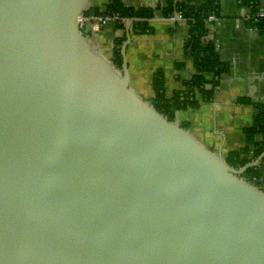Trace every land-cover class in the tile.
<instances>
[{
  "label": "water",
  "instance_id": "1",
  "mask_svg": "<svg viewBox=\"0 0 264 264\" xmlns=\"http://www.w3.org/2000/svg\"><path fill=\"white\" fill-rule=\"evenodd\" d=\"M0 0V264H264V192L170 123L79 28ZM122 27V26H121Z\"/></svg>",
  "mask_w": 264,
  "mask_h": 264
},
{
  "label": "crops",
  "instance_id": "2",
  "mask_svg": "<svg viewBox=\"0 0 264 264\" xmlns=\"http://www.w3.org/2000/svg\"><path fill=\"white\" fill-rule=\"evenodd\" d=\"M110 1L92 0V7H108ZM171 1L123 0L126 7L154 10V18L149 21L151 30L146 34L131 30V48L127 46L126 52L130 77L134 75L133 80L130 78L131 89L143 98H151V101L155 98L153 84L158 72L164 74L168 99L184 90L185 83L197 74L193 59L185 52L189 26L184 22L164 20L163 11ZM180 1H186L195 8L216 2L220 16L211 34L216 44L217 58L222 69L226 68L227 72L221 77L210 101L204 100L202 93H196L199 107L180 111L179 115L176 113L174 123L179 125V120L181 127L193 133L197 143L226 159L229 154L242 152L248 147L245 131L253 126L256 106L264 109V24L260 27L245 22L242 19L245 7H242L239 0ZM257 11L264 12V0H259ZM112 26L101 34L105 41L99 44L101 48L106 46L112 53L111 57L115 40L127 41L125 28ZM133 34L135 37L132 39ZM206 80L207 88L212 90L214 75L206 74ZM132 81L137 88H133ZM256 142L262 145L263 135H258ZM263 158L264 153L259 157L258 172L259 181L261 178L264 183Z\"/></svg>",
  "mask_w": 264,
  "mask_h": 264
},
{
  "label": "trees",
  "instance_id": "3",
  "mask_svg": "<svg viewBox=\"0 0 264 264\" xmlns=\"http://www.w3.org/2000/svg\"><path fill=\"white\" fill-rule=\"evenodd\" d=\"M239 1L254 12L258 10L259 0ZM94 12L99 13V10L94 9ZM163 12L164 17H169L176 12H180L183 18L187 20L190 30L189 38L185 44V52L193 59L197 71L192 80L185 83L184 90L176 92L170 99L166 96L163 72H158L155 75L153 84L155 98L151 103L161 116L167 118L170 123H174L177 111L197 109L199 107L200 103L196 99V93H202L206 101H210L213 98L221 77L227 72V69H222L221 62L217 58L218 54L215 42L205 44L203 41V37L208 35L207 20L209 15L215 13L217 18L220 16V9L216 2L195 8L190 6L186 1L172 0ZM105 13L107 15L119 14L120 16L133 19L132 26L139 34H146L151 30L149 21L154 18L153 9L137 10L126 7L123 0H111ZM259 25L260 27L263 26V24ZM122 28L124 27L122 26ZM125 41L126 39L115 40V47L111 58L113 67L120 71L123 69L122 49ZM206 74L214 75L212 90L207 88ZM241 102L248 103L246 100H241ZM256 110L253 126L245 131L248 147L242 152L229 154L225 159L229 166L237 170L250 164V159L247 156L251 151L254 152V156L258 159L264 153V142L262 145L256 142L258 135H263L264 137V109L257 105ZM243 155H245V158H242ZM237 178L253 187H261L258 167L248 168L243 174L237 175Z\"/></svg>",
  "mask_w": 264,
  "mask_h": 264
},
{
  "label": "built area",
  "instance_id": "4",
  "mask_svg": "<svg viewBox=\"0 0 264 264\" xmlns=\"http://www.w3.org/2000/svg\"><path fill=\"white\" fill-rule=\"evenodd\" d=\"M242 7H245L243 8L245 9V11L242 15V19L245 22L250 23L251 25L264 24V12L262 11L254 12L250 8L244 5H242ZM164 20L172 23H176V22L187 23V20L183 18L180 12H176L169 17H164ZM132 21L133 19L120 16L119 14L107 15L105 12L102 13L99 11V13H95V12L84 13L82 16L79 17L78 23L81 34L85 38L91 40L95 37L99 38L100 35L103 34L104 30L106 29V26H108L109 24L123 26L124 28L128 29L131 32V30H134L132 26ZM217 21L218 18L215 13L209 15L207 20L208 35L203 37V41L205 44L209 42H214L211 33L214 32L215 30L214 25L217 23ZM248 159H250V164L256 165L255 167H258V165L260 164V160L254 156L253 151H251V153L249 154Z\"/></svg>",
  "mask_w": 264,
  "mask_h": 264
},
{
  "label": "rangeland",
  "instance_id": "5",
  "mask_svg": "<svg viewBox=\"0 0 264 264\" xmlns=\"http://www.w3.org/2000/svg\"><path fill=\"white\" fill-rule=\"evenodd\" d=\"M96 8V7H95ZM96 10H99L100 12H102V13H104V12H106V10H107V7H103V6H97V8H96ZM151 24V23H150ZM113 24H109L108 26H106V29L107 28H110L111 29V27H113L112 26ZM188 25V24H187ZM189 26V25H188ZM120 31H121V33H122V29H120ZM102 37V38H101ZM133 37H135V35L133 34L132 35V39H133ZM99 41H98V38L97 37H95V38H93V39H91L90 40V42L92 43V45H93V47L96 49V51L101 55V56H103V57H106V58H108V59H111L112 57H111V54L112 53H110V51H108V49L106 48V46H104L103 45V47L101 48V47H99V44L101 43V41L102 42H104L105 41V37H103V36H101L100 35V37H99ZM131 43V42H130ZM131 44H129L128 46H129V48H131V46H130ZM108 46V45H107ZM194 62V61H193ZM130 78H132V80H133V78H134V75L132 76V77H130ZM132 86H133V88L135 89V88H137V85H136V83L135 82H133L132 81ZM143 98V97H142ZM147 103H151V98H149V97H147V98H143ZM180 111H183V110H179V111H177L176 113L179 115L180 113ZM177 122H178V124H179V126L181 125V123L179 122V120H177ZM190 135L192 136V137H194V135H193V133H190ZM218 156V155H217ZM219 157V156H218ZM260 177V176H259ZM260 183L262 182L261 181V178H260V181H259ZM263 183V182H262ZM261 183V189L263 190V192H264V183L262 184Z\"/></svg>",
  "mask_w": 264,
  "mask_h": 264
}]
</instances>
